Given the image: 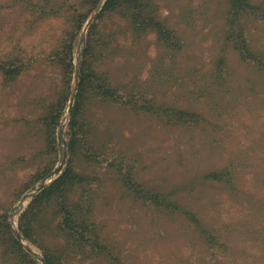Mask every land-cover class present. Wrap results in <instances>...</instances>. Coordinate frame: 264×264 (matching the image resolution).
<instances>
[{"label": "rangeland", "instance_id": "obj_1", "mask_svg": "<svg viewBox=\"0 0 264 264\" xmlns=\"http://www.w3.org/2000/svg\"><path fill=\"white\" fill-rule=\"evenodd\" d=\"M83 1L0 0V59L12 52L32 63L12 83H4L0 75V264H12L4 260L6 223L36 264H46L42 244L63 254L65 264H264V72L230 47L221 55L217 33L225 6H216L221 0H211L209 19L198 31L183 27L179 13L184 4L154 0L160 15L181 28L184 49L173 59L160 60L154 33L133 39L126 29L125 35H115L117 42L99 65L112 85H127L136 101L155 98L204 118L201 123L169 124L146 111L87 94V123L72 165L97 179L91 218L101 228L107 249L89 254L72 249L71 236L58 229L60 217L50 208L41 215L38 243L21 235L22 213L71 162V94L77 92L87 32L104 0L78 35L69 100L53 135L41 121L63 88L59 68L46 59L70 27L60 6ZM46 2L60 8L56 18L36 12L35 5ZM250 34L254 46L264 47V20L255 22ZM88 145L102 156L87 159ZM45 167L52 170L44 179L26 184ZM127 167L146 188L173 191L179 208L156 209L147 194L138 200L127 197L116 180L117 171ZM223 169L228 177L206 175ZM80 198L90 197L80 189L71 199Z\"/></svg>", "mask_w": 264, "mask_h": 264}, {"label": "trees", "instance_id": "obj_2", "mask_svg": "<svg viewBox=\"0 0 264 264\" xmlns=\"http://www.w3.org/2000/svg\"><path fill=\"white\" fill-rule=\"evenodd\" d=\"M169 1L174 4H184V9L179 13L183 27L198 31L205 21H208L209 17L206 16V13L215 0L213 2L211 0ZM98 2L99 0H84L81 5L68 7L62 3L60 6L61 10L66 9L64 13L70 20V27L63 32L59 44L46 59L59 68L63 88L57 93L56 102L50 104V108L45 112L41 121L44 126L47 125L50 128L52 135L69 100L75 43L85 20ZM222 4L225 9L219 17L217 33L221 42V55L223 56L225 47H230L239 54L242 60L253 62L259 70L264 72V47L254 46L255 37L250 34L252 25L257 21L264 20V0H221L216 2V6H222ZM35 7L38 15L41 14L40 17L46 13L47 17L56 18L60 9L50 6L49 2L35 5ZM47 7H51L49 11H46ZM96 21L89 27L84 41L79 83L73 105L69 110L67 146L71 162L56 180L33 198L20 216L18 225L24 238L38 243L39 232L37 230L42 223L41 215L50 208L52 215L60 217L58 229L64 230L68 234L67 236H71V248L87 254L89 252L102 253L107 249V240L103 236L101 228L99 229L91 218L94 207L93 199L95 198L92 186L97 179L94 175L76 172L72 165L73 159L79 154L81 135L87 123L84 117L87 112V94L94 95V98H98L102 102L109 100L115 104L127 105L135 111H146L158 119H165L169 124L204 122L202 115L196 112L178 110L175 107L167 106L166 103L155 101V98L144 102L136 101L130 93L128 94L127 85H112L106 75L107 72L99 68L102 59L109 54L107 52L110 45L117 42L115 35H125L128 32L126 29L129 30L130 37L133 39H140L146 34L154 33L162 51L160 60H164L166 57L173 59L184 49L186 43L181 28L172 25L167 20V16L160 15L159 5L154 0H104L96 15ZM11 53L8 54V57L11 58L0 59V75L6 84L12 83L22 76L29 65H32L20 56H11ZM172 119L177 121L171 122ZM100 156L102 153L99 149L88 145L86 148L87 159ZM51 170L52 167L40 168L30 175L26 184L34 185L44 179ZM206 175L211 178H222L223 175L228 177L229 173L228 169H223L208 172ZM117 176L116 180L122 184L127 197L138 200V198H146L147 194V200L156 209L165 206V209L173 206L175 209L179 208V204L171 198L175 194L173 191L166 193L154 188H146L138 181L132 169L120 168L117 171ZM80 189L85 190L90 198H80L76 201L71 199ZM191 218H195V215H191ZM8 228L6 223L2 230V235L9 238L4 245L3 252L7 257L4 260L12 264H36L35 259L25 252L19 241L9 233ZM42 249L46 264H65L63 254L58 255L43 244Z\"/></svg>", "mask_w": 264, "mask_h": 264}, {"label": "water", "instance_id": "obj_3", "mask_svg": "<svg viewBox=\"0 0 264 264\" xmlns=\"http://www.w3.org/2000/svg\"><path fill=\"white\" fill-rule=\"evenodd\" d=\"M102 2H103V0H100V3H99V5H98V7H97V9H96V11L99 9V7H100V5L102 4ZM74 99V93H72L71 94V101ZM71 106V105H70ZM69 106V109H68V111L70 110V107ZM43 185H41L39 188H41ZM16 238L17 239H20V235L18 234V233H16Z\"/></svg>", "mask_w": 264, "mask_h": 264}]
</instances>
